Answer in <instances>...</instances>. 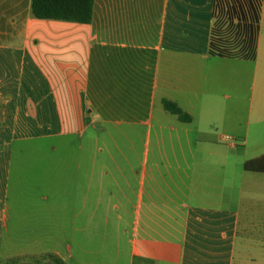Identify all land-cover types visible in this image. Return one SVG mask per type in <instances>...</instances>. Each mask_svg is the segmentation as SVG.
Segmentation results:
<instances>
[{"label": "crops", "instance_id": "0c3cea01", "mask_svg": "<svg viewBox=\"0 0 264 264\" xmlns=\"http://www.w3.org/2000/svg\"><path fill=\"white\" fill-rule=\"evenodd\" d=\"M225 22L215 0H94L89 23L0 0V261L264 264V0L253 55L236 19L211 52Z\"/></svg>", "mask_w": 264, "mask_h": 264}, {"label": "trees", "instance_id": "16d2710c", "mask_svg": "<svg viewBox=\"0 0 264 264\" xmlns=\"http://www.w3.org/2000/svg\"><path fill=\"white\" fill-rule=\"evenodd\" d=\"M261 3L262 0H215V10L222 13L229 24L237 19L236 25L244 32L252 55L255 51L259 30ZM93 5L94 0H32V12L35 17L42 19L89 23L93 18ZM227 37L224 29L213 31L211 52L230 55L232 44ZM164 106L167 110L177 114L180 119H188V115L175 102L164 100ZM50 257L51 263L43 262L42 264H65L53 254Z\"/></svg>", "mask_w": 264, "mask_h": 264}, {"label": "rangeland", "instance_id": "374dc122", "mask_svg": "<svg viewBox=\"0 0 264 264\" xmlns=\"http://www.w3.org/2000/svg\"><path fill=\"white\" fill-rule=\"evenodd\" d=\"M221 17H222V15H221ZM222 19H224V18H222ZM225 23H227V22H225ZM227 28H228V30L227 29H224L225 30V32H226V34H227V32L229 31H236L235 30V28H234V25H232V24H228L227 23ZM232 32V33H233ZM232 33H230L229 35L230 36H232ZM229 36V37H230ZM234 139V141H236V142H238V139L237 138H233ZM17 161L19 160V158L18 157H16L15 158ZM18 170V163L16 162V164L14 165V172H16ZM24 171H25V173H24V175H23V179H24V183L26 184L25 186H23V188H28L27 190H26V192H28V191H30V190H33V186H34V171H33V174H32V168L29 170L30 171V173H29V171L27 170V169H24ZM15 176H16V174H15ZM23 183V184H24ZM23 191V193H25V190H22ZM42 259H44V257L42 258ZM17 261H21V260H25V258H18V259H16ZM0 264H6L5 262H2V261H0ZM8 264H15V262H9Z\"/></svg>", "mask_w": 264, "mask_h": 264}, {"label": "built area", "instance_id": "2783aa9c", "mask_svg": "<svg viewBox=\"0 0 264 264\" xmlns=\"http://www.w3.org/2000/svg\"><path fill=\"white\" fill-rule=\"evenodd\" d=\"M236 18V17H235ZM237 20V19H236ZM238 29H239V27H237ZM240 30V29H239ZM242 31V30H241ZM243 32V31H242ZM243 34H244V32H243ZM244 36H245V34H244ZM245 39L247 40V38H246V36H245Z\"/></svg>", "mask_w": 264, "mask_h": 264}]
</instances>
